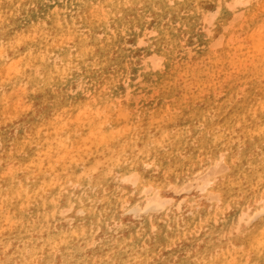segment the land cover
<instances>
[{
	"label": "bare ground",
	"instance_id": "obj_1",
	"mask_svg": "<svg viewBox=\"0 0 264 264\" xmlns=\"http://www.w3.org/2000/svg\"><path fill=\"white\" fill-rule=\"evenodd\" d=\"M99 1L109 9L108 13L105 12L106 17L100 16L95 9L91 10V0H68L65 7L62 8L63 11H66L64 15H59L54 6L46 4L45 0H0V42H3L2 46L14 57L17 52L14 51L13 39L16 38L23 43L21 50L23 56H38V59H41V61H37L36 64L38 65H33L36 71H31L28 60H25L28 64L24 66L22 76H16L13 80L5 79V87L17 83L16 86L25 84L32 90L30 93L31 95L34 94L35 99L40 103L45 121H38L36 115L33 116L29 112L21 115L22 121L32 124L33 135L37 136L44 129L48 131L46 136L39 139V144L42 146L40 151L42 150L41 153L47 159L46 166H43V161L40 163L37 158H34L36 152L26 139L24 143L20 144L21 146L18 144L23 142L20 140L22 139L20 135L14 139L15 147L17 150H24L28 154L27 158L21 160L22 167L17 171V178L20 179V183L16 184L15 181L12 183L7 180L6 175L0 171V184L9 188L7 194H0V200L6 199L4 205L9 210V215L5 212L6 215L17 218L15 229L3 227V236H0V264H264V218H258L260 213L264 211V203H262L264 201V106L263 110L260 112L256 110L255 114L239 108L228 112L224 106L217 109L206 107L193 110L189 118L192 122L193 140L197 145V148L194 149L193 144L186 143L188 132L184 129L185 126L181 124L182 120L180 123L177 122L179 123L178 126L173 128L169 124H158V122V130L162 133L161 139L149 137L147 142L135 140L137 143H133L132 140L125 141L126 132L131 129L130 114L125 113L123 109L115 110L111 105L113 102L108 96L100 95L98 97L99 105L103 108L96 112L99 114L106 111L104 115L106 121L103 119L92 124L93 121L84 122L82 117L78 118L77 121L73 111L64 101L58 102L53 95L49 94L52 86L60 85L63 75L77 76L86 82L88 78L94 77L95 69L103 68L106 70L113 62H117L119 67L124 69L130 58L129 50L123 46V34L125 33L134 35L135 45H150L149 51L152 49L153 52L148 59L154 61L158 66L165 62L167 65L171 57L168 47L181 45L179 33L175 29L177 22L192 32L201 19L204 7L211 2L216 3V9L211 7L214 10L205 14L203 23H210L219 15L221 18H226L229 16L230 10L250 4L252 0H197L195 4L191 0ZM29 5L34 6L36 11L29 10ZM17 7L23 17V19H19L21 20L19 22L17 21ZM7 10H10V15L15 16L16 21H5L4 15ZM73 11L80 14L81 19L89 28V37L78 38L75 35L76 19L71 15ZM189 11L193 12L192 16L189 15ZM237 13H232V19ZM260 13H264V0L254 13L248 12L246 17L251 24H254L259 19ZM240 16L236 18H240ZM42 20L44 21L42 22ZM153 20L159 22L155 29H149L147 32L144 30L141 35L136 34V30L145 29ZM44 24H46V28L43 27ZM102 25L107 27L106 38L100 40L98 32ZM21 26L29 28L28 31L36 32L37 38L25 37L18 29ZM206 30L209 29L206 28ZM66 32L70 33L69 38L73 43L71 46H68L69 43L67 44L68 39L66 41L60 40L64 35L63 33ZM108 32H111L112 35L109 36ZM259 34L262 36L259 37ZM154 35L155 37H153ZM180 37L182 36L180 35ZM245 40L250 42V47L245 50V53L263 61L264 35L260 28L252 31V33L249 32ZM217 41L215 39L211 43L217 42L218 45L220 40L217 38ZM244 45L237 43V45L232 46L226 39V42L222 44L221 55H217V59L213 56L215 54L213 52L214 54L209 59V66L212 68L224 64L225 58H231L233 53V56L237 53L239 59H231V61L237 65L240 64L243 61L242 58H245L243 57L244 49H242ZM113 53L116 55L115 59H113ZM2 57L0 53V68L6 66L11 72L13 70L12 65H14L10 62L12 59L7 64L4 63ZM251 60L253 59L250 58ZM143 63L145 62L143 61ZM155 64L152 65L153 69ZM64 76L63 78H65ZM163 80L172 84L176 79L171 76H167V78L163 76L161 81L163 82ZM122 82L124 83V81ZM117 83V81H112L109 86L114 88ZM91 84L88 83V85ZM196 84L200 88L208 85V81L198 77ZM209 85L212 86L213 83ZM252 86L250 84L248 87L251 88ZM249 94L252 95L253 92H249ZM150 99L151 97L147 100ZM93 102V100H87L85 104L94 107ZM147 106L149 107L150 104ZM214 111L217 114L215 118H211L209 114L211 115ZM57 113H64V117H67L68 126L66 130L67 134L71 135L70 140L80 133H85L88 129L90 132L93 131L95 136L105 129L108 130V134L119 132V137L124 139L122 140L123 144H113V148L97 155L92 146H98L101 142H98L100 139L93 141L92 146H89L91 151L78 156L83 164L84 174L81 172L82 169L79 170L75 165L74 152L64 151L65 144L60 149L61 156L55 163L52 157L55 151H58L54 148L55 144L57 142L64 143L67 140L64 136L60 141L57 140L58 138L55 139L50 130L48 121L53 114ZM239 120L243 123V129L237 132L236 126ZM73 123H75L74 126ZM107 124H110L111 127L102 128L103 125L108 126ZM202 126L205 128L203 129ZM61 127L62 124L54 125L57 131L56 135L64 132L65 129ZM3 132L4 130L0 129V135L3 138L2 143L4 148H7V143L10 141L9 134ZM236 133L243 138V144H240L241 147L238 146V148L234 147L236 145L233 146ZM101 136L102 138L105 137L104 135ZM167 147L170 148L172 156L168 157L167 153L164 152ZM224 147L227 149L225 153L220 152ZM185 150H192L195 155L202 151L206 158L204 161L206 163L215 162V166L211 167L212 169L208 168L209 172L206 173L205 171V175L201 173V176L194 178L202 171L203 167L196 162L195 155L187 160H181L177 155ZM42 154L41 157H43ZM222 160L225 161V164ZM221 162L224 164L223 166ZM194 163L196 168L190 170L188 167ZM153 167H156V170H162V172L172 169L170 178L177 186H180V183L185 180L188 182L192 179L197 180L192 183H185L187 186L181 184L177 190L173 187L178 195L183 192L187 194L178 200V198L171 196L172 194L167 196L164 193L163 190L165 186L168 187V184H161L160 187L158 177L152 181L149 180ZM46 169L52 171L53 177L57 179L67 178L69 182L66 183L65 181L62 185L55 187L54 184L50 183V179L45 177ZM115 170L121 173L119 180L112 177ZM225 170L229 171L226 177H215ZM28 175L37 180L32 186H27L25 183ZM50 178L52 177L50 176ZM244 181L256 187L254 193L246 191L238 195L239 192L237 193V191L242 188ZM70 182L72 184L69 187ZM127 191L130 193L129 196L125 197L123 194ZM207 192L210 193L207 196H211L208 200L216 198L215 200H218L216 204L207 206L205 204L204 207L196 206L193 208L191 205L195 200L186 202L195 198L199 193ZM44 193L50 195V200L40 203L38 199ZM96 196L100 205L92 207L91 200ZM15 198L18 202L16 204L11 203L15 201ZM185 204L190 207L186 214L191 216L179 214L186 207ZM30 205H34V212L28 215L26 211ZM0 211L2 210L0 209ZM65 213L71 214L68 223H65ZM4 214L0 212V220L6 217ZM9 217L7 219H10ZM249 217L252 219L249 220ZM11 220L14 219L11 218ZM11 220L5 223H11ZM206 229L207 231L204 232ZM239 247H242V252H237ZM231 258L235 260L233 259L234 262L230 261V263Z\"/></svg>",
	"mask_w": 264,
	"mask_h": 264
},
{
	"label": "rangeland",
	"instance_id": "obj_2",
	"mask_svg": "<svg viewBox=\"0 0 264 264\" xmlns=\"http://www.w3.org/2000/svg\"><path fill=\"white\" fill-rule=\"evenodd\" d=\"M11 1H14V0H11ZM66 2H68V0H45L46 4H48V5L51 4L54 6L55 10L58 12L59 15L66 14V11L62 10V8L65 7ZM191 2L193 4H195L197 2V0H193V1L191 0ZM261 3H263V0H252V2L250 4H246V5L237 7L234 10H230V12L228 14L229 16H227L226 18L225 17L221 18V16L218 14L219 16L216 19L212 20L210 23H207V22L203 23L202 20L204 19L205 14L208 13V11H212V10L216 9V6H217L216 3L211 2L210 4H208L204 7L203 13L201 15V19L198 21L199 25L197 24V27H195V29L192 32L187 30L180 23L177 22L178 24L177 23L175 24V29L179 33V39L181 41V45L179 47H175L174 45H170L168 47V52H170L171 57L169 59V64H167V65H165V63H166L165 62V63H161L158 66L157 64L154 63V61L152 62V60L148 59V58H150V56L152 55V52H153L152 49H151V51H149L150 45H148V44L135 45L134 44L135 43L134 35L129 34V33H125V34H123L124 35L123 46L125 49L129 50L130 58L128 61L129 63L125 66L124 69L120 68L119 64L117 62H113L112 64H110V67L107 68L106 70L105 69L103 70V68L95 69L96 73H94V77L92 79L88 78L86 80V82H84L85 80L83 78L79 79V77L77 78V76H69V75L64 76L63 75L65 78H63V76H62L61 81H60V85L52 86V88L49 91V94L53 95V97L56 98V100L58 102L64 101V103L67 104L71 108V110L73 111V115L77 121H78V118L82 117L84 122L93 121L92 124H95V123H97L103 119H104V121H106V119L104 117L106 111H103L99 114H97L96 112L101 111L103 108L99 105L98 97L100 95L101 96L102 95L108 96L111 99V101L113 102V104H111V105L115 110L123 109L125 113H127L128 115L130 114L131 129H130V131L126 132L125 141L126 140H132L133 143H137L136 141L147 142L149 137L157 138V140L161 139L162 133L160 132V130H158V127H157L158 122H159L158 124H161V123L169 124L171 126V128H173L175 126H178L177 124H179L180 121L182 120L181 124L185 126L184 129L188 132V134L186 135V143L193 144L192 147L194 149H196L197 145L195 144V142L193 140V134L191 133L192 122L190 121V118H189L191 116V113L193 112V110L204 109L206 107H210L211 109H212V107H215L217 109L218 107H222V106H224L226 111L228 110V112H231L233 109H236V108H239L245 112L246 111L247 112H249V111L253 112V114L256 113V110L258 112L263 110L262 108L264 106V93H263L264 92V60L260 61L259 59L255 58V57H251L245 53V50L250 47V42L245 40V38L249 34V32L252 33V31L254 32V31H256L257 28H260V31H262V34L264 35V22H263L264 21V13H260L258 15L259 19L254 24H251L249 22V19H247V17H246V14L248 12L254 13V11L258 9V7L261 5ZM90 7H91V10L95 9V11L98 14H100V16H103V17H106L107 16L106 13L109 12V9L107 7H105L99 0H91ZM211 7H213L214 9ZM28 9L36 11V8L34 6L29 5ZM101 9H102V11H101ZM239 9L242 11H240ZM238 11H239V13H237ZM16 12H17V16H18L17 21L19 22V21H21L19 19H23V17L21 15V13L19 12L18 7L16 8ZM235 12L237 14L234 15L235 17H234V19H232L233 14ZM77 13L78 12L73 11L71 14L76 19L75 20L76 24L74 26L75 32H76L75 35H77L78 38H80V37L87 38V37H89V28L81 19L80 14H77ZM189 13H190L189 15H191V16L193 15V12L189 11ZM10 14H11L10 10H7L5 12V15H4L5 21L10 22V20H15V16L10 15ZM240 14H241V16H240ZM237 16H240V18L239 17L236 18ZM43 21L44 20H42V22ZM242 21H244V22H242ZM252 21H254V20L252 19ZM151 22L152 23L149 25L150 27L148 26L149 28L146 27L145 29H138V30H136V34L141 35L144 32H147V30H149V29H155L159 24V22L157 20H155V21L153 20ZM43 27L46 28L47 27L46 24H44ZM178 27H179V29H178ZM236 27L238 30L236 29ZM206 28L209 30H206ZM222 28H225V29H222ZM18 29H19L20 33H23V35H25V37H27V38H34V39L37 38L36 32H34L33 30L28 31L29 28H26V26L25 27L24 26L18 27ZM106 30H107V27L102 25L101 29L98 32L100 35V37H99L100 40L106 38V35H105ZM144 30H146V31H144ZM233 30H234V32H233ZM208 31H209V33H208ZM16 33H17V31H16ZM34 33H35V35H34ZM63 34L64 35L61 37L60 40L63 39V41H66L68 39L67 44L69 43L68 46H71L73 43L69 38L70 33L66 32ZM221 34H222V36L220 37ZM108 35L110 36V35H112V33L108 32ZM180 35L182 37H180ZM240 36L242 37L241 39H240ZM258 36L261 37L262 35L259 34ZM153 37H155V35ZM236 37L239 39V41H237L238 39ZM217 38H218V40H220L218 45H217V42H218ZM14 39H13L14 51L17 52L16 55H14V57L11 55V53L9 54V52H7V50L2 46L3 42H0V47H1L0 53L3 56L2 59H3L4 63L8 64V62L12 59L10 62L12 64L16 65L14 67V65L9 63L13 67V70L11 72L8 71V68H6V66L0 68V83H1L0 84V92H1L0 93L1 94L0 95V111L2 113L0 115V118H1L0 119V129L4 130L3 133L9 134V140H10L7 143L8 144L6 146L7 148H4L5 146L2 143L3 138L0 135V148H1L0 149V171L6 175L7 180H10L12 183H14V181H15V183L18 184V183H20V181H19L20 179L17 178V171L22 167L21 160H24L25 158H27L28 154H26L24 150L22 151V150L16 149L14 139H16L20 135L22 136V139H20V140L23 142L20 141L21 143H18L19 145L24 143L27 140V142H29V145L31 146V148H33L34 151L36 152L34 155V158H37L40 163H42V161H43V163H42L43 166H46V160L47 159H45V157H44L45 155H43L41 153L42 150L40 151V149H42V146L39 144V139L42 136H46L48 134V131L46 129H44L37 136L33 135L32 134V132H33L32 131L33 130L32 124H30V122L22 121V116L28 112L31 113L33 116L36 115L35 117L37 118L38 121H42V122L45 121L42 109L40 108V103L38 102V100L35 99L34 94L31 95V93H30V91H32V90H30V88L28 86H26L25 84H20V85L18 84L16 86L17 83L15 85H13V84H11L10 86L8 85L7 88L5 87L6 86L5 79L6 80H13L16 76H22L24 66L26 64H28L27 62H25V60H28V62H29L28 65L31 67V71H36V68L34 66L38 65L36 63L41 61V59H38V56L37 57L30 56V55L29 56L28 55L23 56L21 53V50L23 48L22 47L23 43L16 38H14ZM215 39L217 42L211 43V41H214ZM226 39H227L228 43L231 44L232 46L237 45V43L238 44L239 43L245 44L244 46H242V49H244L243 57H245V58H242L243 61H241L240 64L237 65L233 61H231V59L237 60V59H239V55L237 53H235V55H234L235 57H234L233 56L234 53L233 54L231 53L232 57L231 58L226 57L224 64L219 65V66L216 65V66L211 68V66H209L210 57L215 53L213 56L217 57V59H218L217 55H221L220 51H221V48L223 47L222 44L224 42H226ZM188 40L190 41V43ZM232 40H234V42H232ZM130 44H132V45L134 44V45L132 46ZM213 45H216V46L214 47ZM211 46H213V47L211 48ZM112 55L114 57L113 59H115L116 55L114 53ZM145 55H147V56L145 57ZM173 56H174V58H172ZM249 57L253 60L250 61ZM130 61H132V62L130 63ZM143 61L145 63H143ZM194 62H196L197 64H195ZM152 63L158 67L155 66L153 69L152 67L154 65ZM241 63H243V64H241ZM190 65L193 67V69ZM197 65H199V66H197ZM238 66H240V67H238ZM176 67L179 69H177ZM198 67H199V69H198ZM32 68H34V69H32ZM202 68H204V69L202 70ZM18 71H19V73H18ZM92 71L94 72V69H92ZM201 71H203V72H201ZM180 72H181V74H180ZM204 72H206V73H204ZM187 75H188V77H187ZM163 76L164 77L166 76V78H167V76H171L173 79H176V80H174L172 82V84H168L167 81L164 82L165 80H163V82L161 81V78ZM174 76H176V77H174ZM137 77H138V79H137ZM198 77H201V79L205 80L206 82L208 81V85L203 86L204 88L203 87H200V88L197 87L196 81H197ZM112 81L118 82L117 86L114 88L109 86ZM122 81H124V83H126V84H124ZM12 83H13V81H12ZM88 83H92V84L88 85ZM211 83H213L212 86L209 85ZM250 84L253 85L251 88L248 87ZM67 88H68V90H67ZM127 89H128V91H126ZM10 90H12V91L10 92ZM217 91H218V93H217ZM249 92H253V94L250 95ZM123 93L126 95H124ZM6 94H8L10 96H8ZM194 96H195V99H194ZM150 97H151V99L147 100ZM185 97H187V98H185ZM60 99H62V100H60ZM87 100L88 101L93 100L94 101L93 102L94 107L85 104L87 102ZM34 101L35 102L37 101V102L35 103ZM115 101H117V102H115ZM6 103H7V105H6ZM78 103H80V105H78ZM148 104H150L149 107L147 106ZM51 105H53V102H51ZM84 105L86 108L84 107ZM27 106H29V107H27ZM7 109H9V110H7ZM132 110H133V112H132ZM175 111H176V113H175ZM215 112L216 111H214L211 115L209 114V116L211 118H215V115L217 114ZM99 115H101V116H99ZM154 115H156V116H154ZM59 116L61 118H58ZM64 116H65L64 113L53 114L52 117L50 118V120L48 121L50 124V130L52 131L53 136H55V139L58 138L57 140L60 141L62 139V136L67 138V140L64 143L57 142L54 146L55 150H58L57 152L55 151V153L52 156L55 159L54 160L52 158L53 162H55V163L57 162L58 158L61 156V150L60 149L63 147V144H65L64 145V148H65L64 151L67 150V151L74 152V155L76 157V158L73 157L75 165L77 166V168L79 170L82 169L81 172L84 174V167L82 166L83 164L81 162V159L78 156H79V154L83 155V154L89 153L91 151V150H89V146L90 145L92 146L93 141H95L96 139H98V140L100 139L98 142H101V144L98 146L97 145L92 146L94 148L95 154H97V155L102 154L104 151L110 150V148H113V144H120V145L123 144L122 140H124V139L119 137L120 136L119 132H117V133L111 132L108 134V132H107L108 130H105V129L100 131V133H97L98 135H96V136H95L93 131L90 132V130L88 129L85 131V133H80V134H78V136H76L70 140L69 138L71 137V135L69 136L67 134V130H66V128L68 126L67 117H64ZM243 116H246V115H243ZM131 120H133V122H131ZM64 122L66 125L64 124ZM177 122H179V123H177ZM239 122H240V125H239ZM53 123H54V125H61L62 124L61 128L65 129L64 132L56 135L57 131L55 130ZM74 124L75 123H73V126H74ZM107 125L108 126L103 125L102 128H110L111 127L110 124H107ZM14 128L16 129V131ZM202 128L204 129L205 126H202ZM242 129H243V123L239 120L237 123V126H236V131L239 132ZM26 133H27V135H26ZM141 134H143V135H141ZM237 134L238 133L235 134V137H234L235 140H233V146L236 145L234 147L238 148V146L241 147L240 144H243V142H242L243 138L241 137L240 134H238V135ZM101 135H104L105 137L102 138ZM187 139H188V141H187ZM234 141H236V142H234ZM59 144H61V145H59ZM54 148H53V151H54ZM7 149H9V150H7ZM12 149H14V150H12ZM165 150H167V151H165ZM225 150H227V149L224 147L223 149L220 150V152L222 151V153H225ZM59 151H60V153H59ZM164 152L167 153L168 157L172 156V152H171L170 148H168V147L165 148ZM168 153H169V155H168ZM41 154L43 157H41ZM193 155H195V153L192 150L191 151L185 150V151L179 153L177 156L181 160L184 161ZM3 157H4V159H3ZM195 158L197 160L196 162L200 163L203 168H202V171L197 174L198 176L196 175L194 178L199 177V175L201 176V173H202V175H205V171H206V173L209 172L208 168L215 166V162L206 163L204 161L206 158H205L204 154L202 153V151L197 152L195 155ZM222 161L225 164V161L224 160H222ZM223 163L221 162L222 166L224 165ZM12 164H13V166H12ZM7 166H8V168H7ZM188 168L190 170H194L196 168L195 163L191 164ZM156 169H157L156 167L152 168V172H151L152 175H150L149 180L152 181V180L156 179V177H158V185H160V187H161V184L162 185L168 184V187L165 186V189L163 190L164 193L167 196H168V194L169 195L172 194L171 196L178 198V200H180L184 196H187V194L183 192L185 195L183 193L178 195L177 193H175V189H173V187L176 188V190H177L180 188L181 184L182 185L184 184L187 186V184H185V183H192V182H195V180H197V179H195V180L192 179V180H189V182H188V180H185V181H182L180 183V186H177L173 182V180H171V178H170L171 177L170 175L172 173V169L171 170L169 169L165 172H162V170H160V169H158V170H156ZM168 171H170V172H168ZM6 172H7V174H6ZM45 173H46L45 177L50 179V183L52 185L54 184L55 187H57V185L58 186L62 185V183L65 181H66V183L69 182L68 181L69 179H67V178L57 179L56 177H53V173L50 169H46ZM228 173H229V171L225 170V171L217 174L215 177L216 178L226 177L228 175ZM50 176L52 178H50ZM112 177L115 178L116 180H119V178L121 177V173H119L118 170L117 171L115 170L112 173ZM163 181H164V183H163ZM167 181H169V182H167ZM35 182H37V180L35 178H33L32 176L28 175L25 183L27 186H32ZM71 184L72 183L70 182L69 187L71 186ZM243 184L244 185H242V188L237 191V193L239 192L238 195H241L243 192H246V191L250 192V193L255 192L256 187L254 185H250L249 183H247L245 181L243 182ZM2 188H3V190H2ZM8 190H9L8 187H4L2 184H0V194L3 193L5 195L8 193ZM168 190H170V191H168ZM129 193L130 192L127 191L123 195L125 197H127V196H129ZM208 193L209 192L199 193V194H197V196H195V198H193L192 200H187L186 202L195 200V201H193V204L191 205V207H193V208L196 206L204 207L205 204H206L205 206H207L209 204L210 205L216 204L217 203L216 201H218V200H215L216 198L215 199L211 198L210 201L208 200V199H210L209 197H211L210 195L207 196ZM215 193H216V191H215ZM15 196H17V195H15ZM49 196H50L49 194L44 193L43 195H41V197L38 200L40 201V203L46 202V200L49 201L50 200ZM146 196H149V194H146ZM6 197L8 198V196H6ZM46 197H48V198H46ZM5 200L6 199L0 200V205H1L0 209L2 210L0 212H2V214H4L6 212L9 215V210L4 205ZM17 202H18L17 198H15V201H13L11 203L16 204ZM204 202H207V203H204ZM99 205H100V201L98 200V198L96 196L91 200V206L97 207ZM184 206H186V207L184 209H182L179 212V214L191 216L189 214H186L187 210H189L190 207H187L186 204ZM33 209H34V205H30L27 208L26 213L28 215H31L34 212ZM6 213L4 215H6ZM70 215H71L70 213H65V215H64L65 223L69 222L68 220L70 218ZM7 217H9V216L6 215L5 218L0 220L1 226H2L0 228V230L2 231V234L0 231V236H3V227L15 229V227L17 225V218L16 217L11 216V217H9L10 219H7ZM11 218L14 220H11ZM5 219H6V221H4ZM10 220H11V223H5L7 221L10 222ZM14 222H16V223H14ZM8 224H10L9 225L10 227L8 226ZM181 231H184V229H181ZM206 231H207V229L204 230V232H206ZM237 249H239V250H237V252L243 251L242 247H239ZM233 259L234 258H231L229 260V262L233 261Z\"/></svg>",
	"mask_w": 264,
	"mask_h": 264
},
{
	"label": "snow or ice",
	"instance_id": "obj_3",
	"mask_svg": "<svg viewBox=\"0 0 264 264\" xmlns=\"http://www.w3.org/2000/svg\"><path fill=\"white\" fill-rule=\"evenodd\" d=\"M262 203H264V201H262ZM258 218H264V211H262L261 213H260V216L258 217ZM252 218L251 217H249V220H251ZM254 222V221H253Z\"/></svg>",
	"mask_w": 264,
	"mask_h": 264
}]
</instances>
